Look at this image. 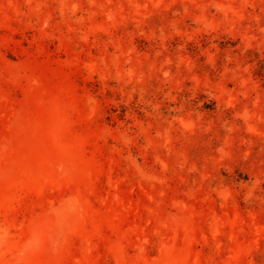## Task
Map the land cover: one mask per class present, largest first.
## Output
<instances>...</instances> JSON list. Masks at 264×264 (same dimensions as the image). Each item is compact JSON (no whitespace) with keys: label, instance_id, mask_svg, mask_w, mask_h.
Masks as SVG:
<instances>
[{"label":"rangeland","instance_id":"rangeland-1","mask_svg":"<svg viewBox=\"0 0 264 264\" xmlns=\"http://www.w3.org/2000/svg\"><path fill=\"white\" fill-rule=\"evenodd\" d=\"M0 264H264V0H0Z\"/></svg>","mask_w":264,"mask_h":264}]
</instances>
